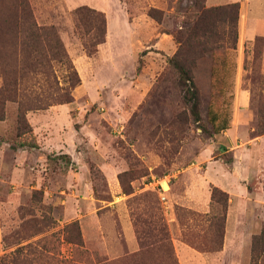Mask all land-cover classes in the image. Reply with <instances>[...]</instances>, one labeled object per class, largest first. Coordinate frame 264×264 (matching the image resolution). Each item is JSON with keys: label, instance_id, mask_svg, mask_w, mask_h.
I'll use <instances>...</instances> for the list:
<instances>
[{"label": "rangeland", "instance_id": "374dc122", "mask_svg": "<svg viewBox=\"0 0 264 264\" xmlns=\"http://www.w3.org/2000/svg\"><path fill=\"white\" fill-rule=\"evenodd\" d=\"M231 2L235 33L217 19L207 33L205 20L191 30L200 5ZM78 7L94 12L75 14ZM149 7L159 11L157 21ZM96 13L104 40L88 55L80 36L94 35ZM29 16L53 27L80 83L72 101L24 110L23 122L14 69L31 42L45 53L42 38L15 28ZM209 46L232 68L219 76L221 95L211 86ZM173 54L192 79L197 118ZM53 68L63 86V68ZM35 80L45 84L43 75L21 76V100L46 97L33 94ZM212 103L229 109V126L243 139L262 136L264 149V0H0V255L37 244L45 255L29 256L31 263L264 264V164L253 165L249 202L236 216L207 172L228 169L232 159L224 151L230 134L211 132ZM166 174L162 204L144 183ZM211 186L227 201L211 199ZM188 189L208 195L205 212L182 204ZM229 219L233 235L224 245Z\"/></svg>", "mask_w": 264, "mask_h": 264}, {"label": "trees", "instance_id": "16d2710c", "mask_svg": "<svg viewBox=\"0 0 264 264\" xmlns=\"http://www.w3.org/2000/svg\"><path fill=\"white\" fill-rule=\"evenodd\" d=\"M237 4L236 2L227 3L225 5L219 6H209L204 7L200 5L198 7V14L194 18L191 23V30H195L196 27L201 28L203 25V20H205V24L203 28V33H207L210 31L209 22H214L220 20L221 22L226 21L228 25L233 29V33H235L234 26L237 17ZM87 10L94 12L92 9L78 7L75 9L74 13L78 14L82 10ZM22 12H27L28 9L26 7H21ZM159 11L154 7H149L146 11V14L157 21V13ZM229 14L228 18H225ZM98 18L97 25L94 26V35L83 37L80 39L83 48L86 53L89 55L96 50V45L103 42L104 40V18L102 14L96 13ZM226 15V16H225ZM218 16V18H217ZM223 16V17H222ZM202 23V24H199ZM199 25V26H198ZM15 28L17 31L25 30L35 39H41L43 41V45L45 47V53L42 55L41 52L36 51V43L33 44L31 42L28 45V52L23 54L20 59L21 64L14 69V101H16L18 110H22L23 112L18 113L19 118L21 117L24 122V110L27 109H43L47 108L53 104H63L72 101V89L80 83V78L77 74L76 69L74 68L72 62L68 58L64 47L51 25H37L31 17L25 21V19H18L15 22ZM223 33V32H221ZM35 40V41H36ZM217 47L209 46L208 50L211 52V56L213 58V64L210 69V80L212 88H216L219 95L224 93L225 81H221L219 76L222 73L228 74L231 71V67L227 64L226 59L223 55H219L217 51H215ZM169 61L173 63L176 69L179 72L180 80L184 85H187V93L189 94V98L191 100V113L194 118H197V93L192 84V79L188 70H186L177 60L176 55L173 54L169 57ZM54 64H59L60 67L63 68L64 74L62 75V81L64 82L63 86L58 85V80L54 75L53 66ZM218 64V65H217ZM49 70V72H47ZM31 74L34 76H45V84L39 83L38 81H34L33 85V94H41L45 93V98H40L37 95L33 96L31 99L23 101L20 99L21 88L19 87V79L23 74ZM49 74V80H48ZM51 95V96H50ZM229 109L224 106H219L215 104H210L207 109V119L209 120L211 132L219 133L221 130H224L228 127L229 121ZM24 146V144H22ZM218 196H222L224 202L227 201V195L222 190L218 189L215 186H211L210 188V198L214 199L215 197L219 200ZM70 226H75V223H70ZM44 248L43 246H38L37 244H25L17 246L15 249L0 255V264H42L41 262L31 263L27 259L29 256H33L37 260L40 257L44 256ZM173 264H175L174 258H172ZM68 264H75L74 262L66 261ZM55 264H64L62 260L58 259Z\"/></svg>", "mask_w": 264, "mask_h": 264}, {"label": "crops", "instance_id": "0c3cea01", "mask_svg": "<svg viewBox=\"0 0 264 264\" xmlns=\"http://www.w3.org/2000/svg\"><path fill=\"white\" fill-rule=\"evenodd\" d=\"M215 4L216 3L213 5ZM245 31L246 33H249L250 27H245ZM238 100L241 104L246 102V95L241 90L238 92ZM220 132H223L224 134L228 132L230 134V142L232 145L224 151H230L232 159L229 163L228 169H226L221 164L219 171L210 170L207 172L211 177L210 182L228 193V200L230 201L232 207L231 211H235L234 214L237 216V213H239L243 206L249 202L248 184L250 181H252L251 179L255 172L253 165H255V167H259L261 164H264V149L262 146H260V141L263 138L262 136H256L250 140L243 139L239 130H235L229 126V121L228 127L224 130H221ZM237 138L239 142L235 143ZM218 162V159H213L208 163V165L213 166V164H217ZM186 192L187 194L182 196L184 197L182 199V204L188 208L205 212L208 203V195L205 192H199L197 189H194L193 191L188 189ZM229 215L230 212L228 211L227 220ZM230 220L231 219H229L228 225H226L224 245H226V242L229 241L233 235V231L231 230L230 226ZM127 235L129 236V231L127 232ZM130 239L132 240V233L130 235Z\"/></svg>", "mask_w": 264, "mask_h": 264}, {"label": "built area", "instance_id": "2783aa9c", "mask_svg": "<svg viewBox=\"0 0 264 264\" xmlns=\"http://www.w3.org/2000/svg\"><path fill=\"white\" fill-rule=\"evenodd\" d=\"M172 174H166L159 178H152L144 183V187H147L155 191L160 203L165 204L167 201L166 193L169 190V180Z\"/></svg>", "mask_w": 264, "mask_h": 264}]
</instances>
